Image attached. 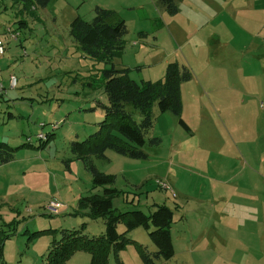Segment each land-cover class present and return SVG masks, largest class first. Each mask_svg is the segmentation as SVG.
I'll list each match as a JSON object with an SVG mask.
<instances>
[{"label": "rangeland", "instance_id": "374dc122", "mask_svg": "<svg viewBox=\"0 0 264 264\" xmlns=\"http://www.w3.org/2000/svg\"><path fill=\"white\" fill-rule=\"evenodd\" d=\"M175 3L178 12L169 15L154 0H50L31 17L18 12L20 4L0 0V142L18 147L11 161L0 162V229L12 235L0 248L4 264H45L62 229L84 224L88 236L104 233V219H89L77 205L96 192L91 174L70 151L73 141L96 131L101 104H108L102 69L109 65L86 57L69 34L71 21L90 22L96 6L125 21V49L113 61L129 68L131 79L160 80L169 62L191 73L181 83V118L189 131L155 104L142 148L146 159L110 149L104 159L92 158L97 170L115 176L122 192L113 199L118 211L147 214L155 204L172 210L174 256L153 263L205 264L204 241L193 246V240L202 236L206 221H218L212 213L245 199L253 183L256 193H264V0ZM20 19L27 25H19ZM127 110L139 121L138 111ZM39 133L51 135L41 149ZM154 137L157 146L149 144ZM157 182L168 184L176 198ZM49 201L64 207L50 215ZM44 230L49 232L29 240ZM125 230L118 224V233ZM148 232L136 227L125 233L132 242L119 253L121 264H144L136 245L156 252ZM66 264H89V255L76 252ZM109 264H117L111 255Z\"/></svg>", "mask_w": 264, "mask_h": 264}, {"label": "trees", "instance_id": "16d2710c", "mask_svg": "<svg viewBox=\"0 0 264 264\" xmlns=\"http://www.w3.org/2000/svg\"><path fill=\"white\" fill-rule=\"evenodd\" d=\"M20 4L18 12H25L35 17L36 8H45L50 0H12ZM169 15L178 12L175 0H156ZM94 17L88 22L80 17L74 18L69 26L71 38L79 45L86 57L103 62L108 67L102 69L104 91L108 104L102 105L103 120L97 124V129L82 141H73L70 151L74 158L80 161L86 171L91 174L92 188H101L100 192L90 193L77 201L79 209L86 210L89 219H104V233L99 236L84 234L85 225L78 229H62L59 238L50 243L45 264H66L76 252L83 251L89 255V264H109L110 255L117 264H121L119 253L130 239L125 236L127 231L136 227L149 230L148 236L156 247V252L148 253L141 246V259L144 264H154L153 258L169 259L174 256L170 228L173 222V212L165 204L152 205L149 214L139 209L118 211L113 206V199L122 192L114 187L115 176L96 169L92 158L104 159L107 149L117 154L133 159H146L147 154L142 148L146 144V133L152 128V108L156 104L160 113L170 112L178 117V123L189 131L187 124L181 118V83L191 77L189 69L176 62L166 65L164 76L160 80H142L136 82L129 76V68H116L114 58L119 57L125 47L124 36L127 33L125 21L118 18L113 10L98 6L94 9ZM19 25L26 26L22 19ZM131 107L138 111L140 119L136 121ZM41 141L38 148H43L50 140ZM158 138L149 139V144L157 146ZM21 146H29L27 143ZM20 147V146H19ZM18 147L12 148L0 142V162L12 160ZM1 220V216H0ZM125 227L124 233L117 232L118 224ZM4 226H11L10 223ZM0 229V248L3 241L12 235L4 234ZM49 231L33 232L31 240L37 235ZM0 264H4L0 260Z\"/></svg>", "mask_w": 264, "mask_h": 264}, {"label": "crops", "instance_id": "0c3cea01", "mask_svg": "<svg viewBox=\"0 0 264 264\" xmlns=\"http://www.w3.org/2000/svg\"><path fill=\"white\" fill-rule=\"evenodd\" d=\"M8 116L14 115L9 113ZM255 184L257 183L252 184L245 199L229 202L226 210H215L212 214L218 221L215 224H208L206 221L202 236L199 235L196 242L193 240L195 246L199 239H203L205 264H264V193H256ZM100 189L91 188V192H98ZM170 196L174 198L171 194ZM207 253L212 257L206 255Z\"/></svg>", "mask_w": 264, "mask_h": 264}, {"label": "built area", "instance_id": "2783aa9c", "mask_svg": "<svg viewBox=\"0 0 264 264\" xmlns=\"http://www.w3.org/2000/svg\"><path fill=\"white\" fill-rule=\"evenodd\" d=\"M8 31H9V29H8ZM12 38H16L15 35H13ZM4 52H5L4 44H3L2 40L0 39V55H3ZM11 86L12 87L15 86L14 80L12 81ZM2 90H3V87L0 85V91H2ZM53 129H55V126H53ZM36 138L38 140L45 141V140H47V135L39 133L36 135ZM157 183L159 184V186L162 189L167 190L174 198H176L175 192L172 190V188L168 184L163 183V182H157ZM63 206L64 205L58 201H49L47 204H45V209L50 215H57L59 210Z\"/></svg>", "mask_w": 264, "mask_h": 264}]
</instances>
